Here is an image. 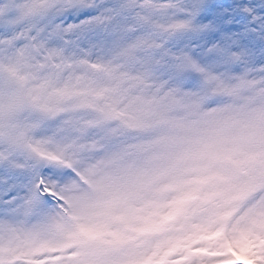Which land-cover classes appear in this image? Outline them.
Wrapping results in <instances>:
<instances>
[{"label": "snow or ice", "instance_id": "6c2138e0", "mask_svg": "<svg viewBox=\"0 0 264 264\" xmlns=\"http://www.w3.org/2000/svg\"><path fill=\"white\" fill-rule=\"evenodd\" d=\"M0 264H264V0H0Z\"/></svg>", "mask_w": 264, "mask_h": 264}]
</instances>
